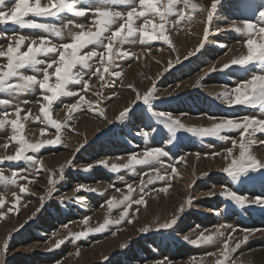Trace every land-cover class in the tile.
I'll return each mask as SVG.
<instances>
[{
  "label": "rangeland",
  "instance_id": "rangeland-1",
  "mask_svg": "<svg viewBox=\"0 0 264 264\" xmlns=\"http://www.w3.org/2000/svg\"><path fill=\"white\" fill-rule=\"evenodd\" d=\"M34 2L30 0V3ZM46 2L41 0L42 4ZM162 2L166 3V0ZM191 2L204 8L211 5V0ZM91 3L92 0H79L81 7ZM261 4H264V0H248L246 4L244 0H221L211 23L206 22V12L193 13L189 8L187 11L193 16L192 22L165 25L164 34L169 37L170 43L154 40L144 45H124L122 50L128 51L130 56L117 60L119 67L110 69L121 72L120 77L105 74V81H100L98 76L85 75V79L89 80L87 90H84L83 84L69 85V89L78 95L61 97L53 102L51 110L52 119L64 125L60 131L62 143L45 144L39 152L28 153L42 160L43 167L4 159L14 155L19 145L11 139L13 131L10 125L0 129V173L11 178L15 172L17 180V184L0 180V199L4 201L0 205V250H4L2 264H218V261L223 264H264V207H240L221 195L232 191L249 199L264 197L261 174H255L253 179L243 183L233 182L222 171L230 163L231 158L225 159L224 156L227 149L232 147L231 139L200 138L184 130L172 137L152 115V112L171 114L186 127H209L219 118L261 116L257 108L228 106L221 97L225 89L237 86L253 74H264L257 71L255 66L243 68L231 65L232 59L247 54L248 39L246 35L237 33L232 25L242 26L241 22L248 20L258 27H264V23L259 22V13L264 12ZM5 7L11 8L12 0H6ZM177 7L182 9L183 4ZM117 10L127 11L122 7ZM61 16L63 23L71 19L74 23L96 30L92 13L82 17L71 14ZM28 18L57 27L62 25V20L58 18L31 15ZM177 19L176 16L169 17V21ZM154 23L159 24L158 17ZM142 26L143 18H134L133 27ZM206 27L208 35L205 39ZM149 31L151 34V25ZM155 34L159 35V31ZM20 35L28 40L48 35L56 44L70 42L67 32L64 39H59L41 30L14 28L9 23L7 28L0 26V36H3L0 50H6L10 42L15 43L11 38ZM254 38L257 43L264 42V37L260 35ZM28 40L22 51L27 50ZM201 42L203 47H200ZM117 47L118 42H114V51ZM198 47L199 51H196ZM89 50L91 46L84 51ZM189 52L195 54L188 56ZM42 58L49 60L48 57ZM177 59L179 63H176ZM92 63L94 71L96 62ZM226 63L230 67L224 69ZM6 64L7 58L0 57V66ZM213 67L215 71H212ZM165 68L168 71L165 72ZM24 71L42 79V73ZM49 71H54V68ZM153 81L159 99L152 101V112H149L142 100H136V95L147 92ZM105 82L107 86L101 88L100 85ZM43 95L37 89L21 94L14 101H28L21 103L23 111L20 116L24 125L23 134L31 143L56 139V129L43 123L40 108L47 103ZM81 95L85 101L92 102V107L81 102L80 110L71 113L73 119L66 120L69 112L63 105L76 103ZM3 98H7V94L0 93V99ZM125 108L130 109L126 118L117 119ZM3 110L0 107V111ZM6 110L9 112L8 119H15L14 108ZM145 131L149 132L147 139L143 136ZM222 135L234 138L239 143L237 131ZM253 139L256 142L253 153L264 160V145L260 144V141H264V133H257ZM151 148H162L169 152V156L161 158L162 163L121 168L118 172L100 163L108 161L109 166L124 164L131 155L136 154L139 158ZM197 153L200 159L196 158ZM213 153L221 155L214 156ZM238 155L237 146L233 149V157ZM181 156L185 159L180 160ZM88 165L92 167L84 171ZM169 165L176 168V173H172ZM62 166L64 171L61 178ZM261 172L264 173V170ZM157 174L166 179L148 184L145 193L141 194L140 181L143 179L147 182ZM49 180L56 181L55 185L50 184ZM128 184L134 188L131 199L134 201L143 195L145 203H133L127 209V217L121 221L124 206L110 208L107 202L113 197L119 201L128 195ZM80 185L97 191H87L85 188L76 191ZM21 187H26L28 191L21 192ZM49 188H53L51 196H47ZM175 217L178 219L171 228H158ZM86 218H90L87 224L83 222ZM105 220L121 222L109 225L104 231H93L86 237L75 239V233L96 229ZM222 225L224 236L216 237L212 244L193 245L183 239L184 236L197 239L202 233H214ZM146 227L149 231H142ZM246 233L247 241L235 252L229 251V259L225 260L224 243L229 244V249L235 248ZM229 235L232 237L230 241ZM61 240L63 243L57 246ZM208 253L215 255L209 256Z\"/></svg>",
  "mask_w": 264,
  "mask_h": 264
},
{
  "label": "snow or ice",
  "instance_id": "snow-or-ice-1",
  "mask_svg": "<svg viewBox=\"0 0 264 264\" xmlns=\"http://www.w3.org/2000/svg\"><path fill=\"white\" fill-rule=\"evenodd\" d=\"M248 0H244L246 4ZM221 3V0H211L210 8H204L202 5L192 3L191 0H92L91 4L80 6L79 0H47L42 4L41 0H35L34 3H30V0H12V7H5L6 0H0V26L7 28L9 23L15 28H30L34 30H41L45 34H50L53 37L64 39L65 32L70 37V42H64L60 44L53 43L48 35L39 36L28 40L27 37L20 35L18 38L13 36L11 39L15 43H9L6 50H0V57L7 58V64L0 66V93L7 94V98L0 99V107L4 109L0 111V129L10 125L13 134L11 139L16 141L19 147L14 155L6 156L4 159L8 161H24L30 163L33 166L40 165L43 167V161L36 158L35 155H28L29 152L37 153L45 144L52 145L62 143L60 137V131L64 126L61 122L52 119V105L54 101L59 100L61 97H74L78 93L71 91L69 85L71 84H83L84 90L88 89L89 80L85 79V75L98 76L100 81H105V74L109 76L120 77L121 72L110 71V69L118 68L117 60L128 58L130 53L123 51V46L128 44L140 43L142 45L148 44L150 41L163 40L170 43L169 37L165 35V25L171 23L172 26L178 25L181 21L192 22L193 16L189 14L187 9H191V12H206V22L211 23L214 14L217 11V6ZM183 4V8L180 9L177 6ZM118 7L127 9L126 13L121 10H117ZM264 7V4H261ZM139 9V10H138ZM88 13H92L94 20L92 23L96 26V30L86 28L85 25L74 23L69 19L67 23H63V17L61 14H71L74 17H82ZM39 18H58L62 20V25L57 27L55 24L41 23L34 19H29V16ZM176 16L178 19L175 21H169V17ZM159 18V24L154 23L155 18ZM261 23H264V12L259 13ZM135 19L143 18V26L141 28L133 27ZM242 26H237L233 23V28L237 33H242L248 37L247 39V54L241 55L239 58L232 59L231 65H237L243 68L248 66H255L257 71L264 72V42L257 43L254 38L256 35L264 37V27H258L257 24L248 20L241 22ZM149 25H151V34L149 31ZM114 26H116L114 28ZM73 29H79V31H73ZM159 31V35L155 34ZM208 29H204V37L207 38ZM3 36H0L2 39ZM26 40H28V46L26 51H22ZM114 42H118L119 47L114 51ZM91 50L85 52V49ZM200 47H203L201 42ZM199 51V47L196 49ZM195 52H189L188 56L194 55ZM134 55V54H132ZM42 57H48L49 60H45ZM187 58V57H185ZM95 61V70L92 71ZM179 59L176 63H179ZM43 66V67H41ZM172 64L169 63V67ZM230 67V64H225L224 69ZM54 71L50 72V69ZM28 70L33 73H42V79L36 74H25L24 70ZM102 69V70H101ZM216 69L213 67L212 71ZM164 71H168L165 68ZM53 77H55L53 81ZM107 86V82L100 85L101 88ZM37 89L43 92V100L47 103L40 108V112L43 114V123L51 125L56 129L55 141H41L37 143L29 142L24 134V125L21 123V103H28V101H17L21 94L26 92H35ZM156 83L152 82L151 87L143 95L137 93L136 100H142L143 104L147 106L148 111L152 112V101L159 99L156 96ZM99 95V93H97ZM223 102L228 106L240 105L243 107L257 108L261 112V116H248L245 115L239 119L231 118H219L218 122H213L209 127H186L181 123L179 119H174L171 114L164 112H152L158 123L168 130V132L175 137V134L184 130L191 133L193 136L204 138L214 137L221 141H228L231 139L232 147L227 149V155L225 159H230V163L222 169L233 182L243 183L246 180H251L255 174L260 173V179L264 182V160L258 159L253 153V146L256 143L253 137L257 133H264V74H253L250 79L237 84V86L231 89H225L221 93ZM39 102V101H37ZM81 102L92 107V102L85 101L84 96H80L79 101L72 104H64L63 107L68 110L69 115L66 120H72L71 113H74L81 108ZM8 108H14L15 119H8ZM129 108H125L117 117L119 120L126 118ZM40 119L39 116L36 117ZM209 119H215L209 117ZM237 131L239 132V143L237 140L227 135H222L225 132ZM145 139L149 137V132H143ZM171 143V140L169 141ZM260 144L264 145V141H260ZM66 146V145H65ZM239 147V155L233 157V149ZM80 147H83L81 145ZM211 147V145L209 146ZM79 151V148L77 149ZM213 155H221V153H213ZM169 152L164 151L162 148H151L144 151L143 155L139 158L136 154L131 155L127 162L124 164H112L109 166L108 161H101L105 167H110L113 172L120 171L121 168H134L135 166H151L153 164L162 163L163 157H168ZM196 158L200 159V154H196ZM185 157L181 156L180 160H184ZM70 163V161H69ZM92 165H88L84 168V171H88ZM172 169V173H176V168L173 165H169ZM63 166L60 169L61 178L63 177ZM206 175V173H205ZM25 179L27 177H24ZM166 177L157 174L155 177L150 178L147 182L143 179L140 181L139 191L141 194L145 193V188L148 184H152L157 180L163 181ZM0 180L10 182L11 184H17L16 173L12 174V177L3 176L0 173ZM49 183L53 186L56 181L49 180ZM128 195H125L122 200L116 201L113 197L107 203L111 207L124 206L125 211L121 216V221L127 217V209L132 207V204H144L145 200L143 195L140 199L132 200L131 193L134 188L131 184L127 185ZM81 188H85L87 191L95 192L97 189L88 188L84 185L78 186L75 190L80 191ZM21 192H27L26 187L20 188ZM53 188H49L47 196H51ZM117 191H120L117 189ZM166 191V189H164ZM221 195L230 199L236 205L240 207L244 206H261L264 207V197H255L249 199L248 197L238 195L236 192H225ZM19 201V197H16ZM43 199V198H42ZM4 201L0 199V205H3ZM183 208H181V212ZM86 218L83 222L88 223ZM178 217L173 218L170 222L162 223L158 226L159 229H169L177 221ZM121 221L105 220L104 224L96 229H88L87 232L75 233V239L86 237L93 231H104L109 225L113 223H120ZM224 226L216 228L214 233L204 235L203 233L197 239H189L188 236H184L183 239L193 245H209L212 244L216 237L224 236V232L221 230ZM142 231L147 232L149 228H144ZM235 231V230H233ZM232 239L231 235L228 236V241ZM248 234L246 233L243 240L239 241L235 248L229 249V244L224 243V259H229V251L235 252L240 245L247 241ZM63 241H58L57 246ZM6 249V246H5ZM78 255V253H77ZM209 256H214L215 253H208ZM4 257V250H0V264H2ZM218 264L223 262L218 261Z\"/></svg>",
  "mask_w": 264,
  "mask_h": 264
},
{
  "label": "bare ground",
  "instance_id": "bare-ground-1",
  "mask_svg": "<svg viewBox=\"0 0 264 264\" xmlns=\"http://www.w3.org/2000/svg\"><path fill=\"white\" fill-rule=\"evenodd\" d=\"M132 73H133V72H132ZM124 95H125V94H124ZM125 96H126V95H125ZM117 98H119V97H117ZM121 98H122V97H121ZM125 98H126V97H125ZM119 100H120V99H119ZM121 100H122V99H121ZM125 100H127V99H125ZM125 100H124V101H125ZM121 102H122V101H121ZM126 102H127V101H126ZM61 156H62V155H61ZM61 156H60V157H61ZM64 157H65V156H64ZM58 159H59V158H58ZM62 159H63V157H62ZM56 161H57V160H56ZM58 161H59V160H58Z\"/></svg>",
  "mask_w": 264,
  "mask_h": 264
}]
</instances>
